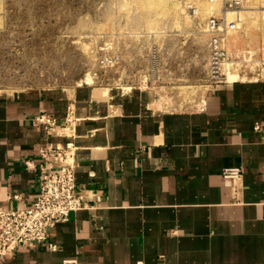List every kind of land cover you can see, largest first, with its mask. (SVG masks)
<instances>
[{"label": "crops", "instance_id": "obj_1", "mask_svg": "<svg viewBox=\"0 0 264 264\" xmlns=\"http://www.w3.org/2000/svg\"><path fill=\"white\" fill-rule=\"evenodd\" d=\"M155 98L0 97V208L32 207L41 171L58 168L42 151L69 147L84 205L0 264H264V81L217 83L190 110ZM42 114L56 132L35 123Z\"/></svg>", "mask_w": 264, "mask_h": 264}, {"label": "rangeland", "instance_id": "obj_2", "mask_svg": "<svg viewBox=\"0 0 264 264\" xmlns=\"http://www.w3.org/2000/svg\"><path fill=\"white\" fill-rule=\"evenodd\" d=\"M214 1L0 0V97L89 87L193 109L214 86L211 18L237 23L228 80L264 81V0Z\"/></svg>", "mask_w": 264, "mask_h": 264}, {"label": "built area", "instance_id": "obj_3", "mask_svg": "<svg viewBox=\"0 0 264 264\" xmlns=\"http://www.w3.org/2000/svg\"><path fill=\"white\" fill-rule=\"evenodd\" d=\"M242 5V0H228L224 3V13L241 8ZM207 29L212 34L208 71L215 85L228 81L224 67L234 64L233 55L228 48L229 34L237 31V23L211 18ZM35 123L50 133L56 132L58 128V121L46 114L36 117ZM258 128L257 125L256 129ZM70 149L42 151L43 156L51 158L58 168L55 171H41L40 193L32 207L15 210L0 208V259L14 254L24 245L47 243L50 226L68 221L74 213L84 208L83 200L77 192L75 165ZM240 175V168L223 171L226 179H236ZM48 246L52 251L57 249L53 244ZM65 264H76V261Z\"/></svg>", "mask_w": 264, "mask_h": 264}, {"label": "bare ground", "instance_id": "obj_4", "mask_svg": "<svg viewBox=\"0 0 264 264\" xmlns=\"http://www.w3.org/2000/svg\"><path fill=\"white\" fill-rule=\"evenodd\" d=\"M213 2H215V1H213ZM226 14V13H225ZM227 66V68H228V66H230L229 64L228 65H226ZM226 72H227V74L230 76V75H232L233 73L232 72H228V70L226 69ZM242 80V79H241ZM244 80V79H243ZM229 81H235V79H230V77H229Z\"/></svg>", "mask_w": 264, "mask_h": 264}]
</instances>
